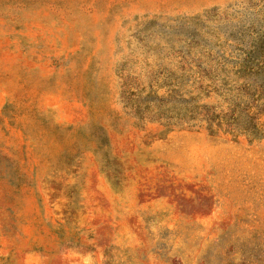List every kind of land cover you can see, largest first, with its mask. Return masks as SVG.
<instances>
[{"label":"rangeland","instance_id":"obj_1","mask_svg":"<svg viewBox=\"0 0 264 264\" xmlns=\"http://www.w3.org/2000/svg\"><path fill=\"white\" fill-rule=\"evenodd\" d=\"M0 264H264V0H0Z\"/></svg>","mask_w":264,"mask_h":264}]
</instances>
